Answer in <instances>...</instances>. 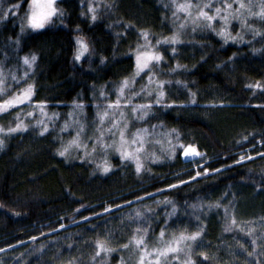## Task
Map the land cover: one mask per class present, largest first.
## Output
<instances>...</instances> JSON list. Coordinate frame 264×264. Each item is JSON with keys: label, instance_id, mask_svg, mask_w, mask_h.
Returning <instances> with one entry per match:
<instances>
[{"label": "trees", "instance_id": "16d2710c", "mask_svg": "<svg viewBox=\"0 0 264 264\" xmlns=\"http://www.w3.org/2000/svg\"><path fill=\"white\" fill-rule=\"evenodd\" d=\"M174 3L60 0L49 26L21 31L29 0H0V16L8 13L0 18V69L7 83L20 79L24 86L29 65L22 58L36 56L26 78L34 87L32 102L22 108L26 116L15 117L18 109L0 115V128H15L19 121L27 125L0 132V264H122L130 251L135 257L145 245L148 252L160 249L181 231L201 235L190 253L181 241L168 257L190 256L193 264H264L260 233L247 232L237 216L232 224L233 200H227L232 189L241 188L242 217L264 212V19L249 18L241 38L240 25L234 24L230 35L239 40L218 35L222 27L213 22L187 30L172 45L163 38L182 24ZM141 29L162 54L151 70L166 83L161 103L148 109L140 125L155 136L178 130L182 144L195 146L199 158L186 162L177 147L173 158L158 154L137 171L133 162L111 155L105 171L104 155L96 148L93 160L81 152L71 158L59 155L68 138L59 126L71 109L82 102L86 123L93 121L101 90L113 100L122 80L133 75L132 50L145 42ZM78 36L89 45L80 60L74 58ZM37 101H46L48 115L59 119L46 132L37 124ZM167 137L176 143L175 133ZM137 209L143 216L136 217ZM127 214L146 227L135 234L144 236L140 246L130 243L134 229L122 221ZM226 224H232L231 230H225ZM97 239L107 242L108 254L96 255ZM224 239L239 248L234 258L220 247Z\"/></svg>", "mask_w": 264, "mask_h": 264}, {"label": "rangeland", "instance_id": "374dc122", "mask_svg": "<svg viewBox=\"0 0 264 264\" xmlns=\"http://www.w3.org/2000/svg\"><path fill=\"white\" fill-rule=\"evenodd\" d=\"M59 1L60 0H55V7L56 8H57ZM196 1H197L196 4H193L192 0H175L174 5L180 4V3H191V5H193V7H191L189 9V12H191L192 15L194 16L195 12L197 11V9L195 7L197 4L202 6L204 3L209 2V0H196ZM227 3L232 4V9L229 11L234 16L243 17L244 23L242 25L240 18H232V19H230V21L226 27V31L230 33L233 30L232 26L234 24H239L240 26L236 29V32L238 31L237 36L240 34L239 35L240 38H241L242 33H246L243 30L247 27L249 18L252 19V17L254 16L257 18H263L264 19V15L259 14L261 12L260 6H261V4H264V0H243V3L247 6L245 8H240V0H227ZM217 6L221 7V9L223 10L225 8V4H224L223 0H211V7L208 9H205V10L210 11V13H211V12H214L215 7H217ZM236 9H239L238 13L235 11ZM249 11H251L254 14L249 15L248 14ZM29 12H30V9H29V4H28V12H27L26 17L24 19L23 29L24 30L25 29H31L33 31H37V30L42 29V28L33 29L27 24V15ZM189 12H185L182 9L178 10L176 8V16L182 17V24L181 25H183V27H180L178 29V31L176 32L179 35V40L176 43H172L171 40L167 41L166 43L172 44V45L178 44L179 42H181V37H183V33H185L187 30L194 29L195 27L205 23L203 18H201L200 22L197 23L194 27L191 20L188 19ZM58 13H59V11L51 17L50 21L45 24L44 28L49 26L53 22V20H54L53 18L56 17ZM221 14H224L223 11ZM213 22H218L222 28L225 27L223 22L219 19V17H217ZM235 40H239V37H237V39H235ZM143 43L144 44H142V46L145 45L144 41H143ZM148 43L155 49V44H152L150 40H148ZM154 63H155V61H153L151 63V65H150L151 69H152ZM30 69H31V66L28 67V71H27V69L25 71L28 73L27 76L24 75L25 72L23 73V78L25 80L24 86L19 85L20 79H16L12 84H8L7 83L8 77L4 76L3 85H0V88H2L3 91H0V95H6V97L3 98L2 100H7L12 96H16V95L20 94L21 92H23V90H25L27 88V86L29 84H31L33 86L32 82L26 83L28 80V76L30 74ZM147 71L148 70L145 69L143 72L140 73V75L135 76L134 82H132L129 85V87L125 88L124 96L121 98L122 101L124 98H127L129 95H131V93H137L136 95L131 96V103L126 105V104H123V102H122L120 106L114 107L113 109L109 110V117L106 118L105 123L103 125L104 128L109 127L108 120H110V119L118 120L121 127H123V124L125 122H127V128L125 129V134H126V139H127L128 143L125 146V150L134 152L135 156L138 157L139 162L142 165V167L140 169L143 168V165L147 166L148 165L147 162L151 161L152 158L156 159L157 158L156 155H158V154L160 156L166 157V158H173L174 157L173 152H171V153L169 152V143L171 142L170 138H168L165 134L162 136H155L153 134H149L148 132H147V134L142 133L141 135L143 136V140H141L139 137L133 136L136 129H142V127L140 125V121L142 119H140L139 117L141 115H143V110L137 109L135 112H133L132 107L136 104H147L148 98L154 96V99H155V97H156L157 85L154 82L149 86L148 89H145V91H141V88L144 85L148 84V77L147 76L145 77ZM134 72H135V70H134ZM26 78H27V80H26ZM154 78L156 79L155 75H154ZM141 79L144 80V83L139 85V87L137 88L135 83H136V81H140ZM129 80L130 81L133 80V75L131 77H129ZM119 86L115 89L116 96L113 100H115L117 95H118L117 89L119 88ZM142 95H145L144 98H147V97L148 98L142 102H135V100ZM33 97H34V87L32 89L31 101H32ZM100 98H101L100 99L101 101L96 102L93 105V108H94L93 111L95 112V117L92 119L93 121L86 123L83 107L77 108L75 106V107H73V109H71V111L69 113L71 115H69L64 121H62L60 126H59V131L66 133L68 136L67 140L64 141V145H67L68 141L71 140L76 135L77 125L80 123L83 124V129L81 131L80 140L84 145H86V147L91 146L90 149L89 148L87 149L88 155H84V157L88 156L92 160L95 159V150H93V146H94L93 137L95 135H97L96 126H97V124H99L97 112L98 111L102 112L106 109V97L100 96ZM29 103L30 102L25 101L22 104H17V105H13L11 107H8V108H6V110L0 111V115L7 113L8 111L18 109L17 113H15V117L22 118V116L23 117L26 116V113H27L26 112L25 115H23L24 110L22 108L24 105H28ZM98 105H99V108L97 107ZM43 110H44L45 114H42L40 107L37 106L35 113L38 114L39 121H43V123L47 124L48 130L51 128H54L51 124L52 123L56 124V122H54L53 120L56 119V121H58L59 119L56 116H54V117L49 116L48 113L46 112V108L43 107ZM147 111H148V109H147ZM121 112H123V116H121ZM143 119H144V116H143ZM65 121H69L70 126L67 129H64L62 131L61 129H62V126H63ZM38 125L42 126L41 124H38ZM90 126H91V129H89ZM113 131H116V130L113 129ZM134 138L136 139L135 145H133L131 143V141ZM103 139L109 145L113 144L114 139L117 143H119V133L117 132L115 137H113L111 135V133H107ZM141 145H142V147H141ZM95 148L104 155L103 156V163L105 162V160H107V162H109V157L112 155V156L120 157L124 161H129V162H133L134 164H136L135 159L122 158L120 151L116 150L115 146L109 147L108 149L105 150L102 148V146L99 143H95ZM136 149H139V151H136ZM76 152H81L82 154H85V151L83 148H81L77 145H73L68 149V152L66 153L65 156L68 158H71L75 155ZM181 155H182V159L186 162L195 161L200 156L199 154H194L191 157V159H188V158H186V156L184 154H181ZM230 199L233 200V205H232L233 216L234 217L237 216L238 221L243 225V228L246 229L247 232H253V231L259 232L261 235L259 240L264 242V212L258 211V212L253 213V215H251L247 218H245L246 215H243V217H242V213L240 212L241 211L240 209H241V207H243L244 199H243V193H242L241 188L232 189V191L228 195L227 200L231 201ZM122 221L124 224H128L129 225L128 227H130L131 229H134L131 237H133V235L136 234L137 232L144 231L146 228L145 225L142 224L140 221H135V219H131L130 214H127L122 219ZM137 229H139L140 231H137ZM183 229H186V226H183ZM198 229H199V227H198ZM171 239H173V238H171ZM182 242H183L182 245H184L183 249H185L188 253H190L191 250L194 248L195 243L197 242V238L195 240H183ZM222 242H223V244L220 247L223 248L222 250L227 254V257L229 254L230 255L232 254L231 258H234V255L237 256L236 250L239 252L238 247L231 246L230 244L232 242L229 243L227 240L225 241V239L222 240ZM235 242H238V241H235ZM162 243L163 244H161L162 246L160 249H163L164 247H166V244H167L166 241H164ZM178 246L181 247L180 245H178ZM205 247H206L205 242H203L199 249L202 251V250H204ZM228 251L230 253H228ZM135 253H136L135 257H132V251H130V256H129V254H128V257L124 256V258L122 260V264H139L141 253H140V255H138L136 251H135ZM170 253H173V252H169L165 255H160L158 262L156 260V257H153L151 259L149 257H145L144 264H184V262L186 260H188V258L190 257V256H187V257H180V256L168 257V255ZM105 254H108V252ZM151 255H158V253L153 252V254H151ZM176 257H178V258H176ZM225 259H226V256L223 258V261ZM191 261H192V259H191ZM96 264H104V263L102 260H99ZM224 264H228V263L224 262Z\"/></svg>", "mask_w": 264, "mask_h": 264}, {"label": "snow or ice", "instance_id": "6c2138e0", "mask_svg": "<svg viewBox=\"0 0 264 264\" xmlns=\"http://www.w3.org/2000/svg\"><path fill=\"white\" fill-rule=\"evenodd\" d=\"M224 4H225V8L222 10L221 7L217 6L214 9V12L210 11H206L205 9H208L211 7V0H209V2L204 3L202 6L197 4L195 7L197 9V11L195 12V15L193 16L191 12H189V9L191 7H193V5H191V3H180V4H176L175 7L180 10H184L185 12H189L188 15V19L191 20V22L193 23V26L195 27V25L197 23L200 22V19L203 18V20L205 21V26L206 27H212V22L219 17V19L223 22L224 26L223 28H221V30L218 32V35H221L223 37H225L226 39H237L236 36H232L230 35L229 32L226 31V27L230 21V19L232 18H240L241 19V23L243 25L244 21H243V17H238V16H234L229 10L232 9V4L227 3V0H223ZM15 7H19V5H16ZM89 12L91 13V18L93 20L96 19V11L95 8L93 7V5L89 4ZM247 7L244 3L243 0H240V8H245ZM261 12L259 14L264 15V4H261ZM29 9L30 12L27 15V24L33 28V29H40V28H44L45 24L48 23L51 19V17L56 14L59 10L55 7V0H29ZM223 11L224 14H221ZM237 13L239 12V9L235 10ZM7 12H4L2 14V16H0V18H3L4 16H7ZM249 15H252L254 13H252L251 11H249L248 13ZM173 15H175V13H173ZM127 27H133L132 25H127ZM180 27H183V25H181ZM23 26L21 27V31H23ZM145 40V45H140L139 43L136 45L135 49L132 50L133 52V56L135 58V72L133 74V80L130 81L128 77H125L119 88L117 89L118 95L116 97L115 100H111V99H107L106 97V93L101 90L100 92V96L102 97H106V109L104 111H98L97 112V117L99 119V124H97L96 126V133L97 135H95L93 137L94 140V146H93V150H95V143H99L103 149H108L109 147L115 146L116 150L120 151L121 153V157L122 158H129V159H135L136 160V167H137V171L140 170V168L142 167L141 163L139 162L138 157L135 156L134 152L132 151H127L125 150V146L128 143L127 139H126V134H125V129L127 128V122H125L123 124V127L120 126V123L118 120L116 119H110L108 120V124L109 127L104 128L103 125L105 123L106 118L109 117V110L113 109L114 107H118L121 105V103L123 102V104H130L131 103V96L132 95H136L137 93H131V95H129L127 98H124L122 101V97L124 96V90L126 87H129V85L134 82V77L140 75L141 72H143L145 69H147V77H148V84L144 85L141 88V91H145V89H148L149 86L154 82L157 85V92H156V97L155 100H149L147 104H136L132 107V111L135 112L137 109H141L143 110V115H141L139 118L143 119V116L147 115V109L151 108V106L153 104H160L162 98L165 95V92L163 91V86L166 83V81L164 80H158L154 78V75L152 73L151 70V63L153 61L159 63L162 60V54L157 52L149 43H148V36L149 33L146 30L141 29L140 33H139ZM164 41H169L171 40L172 43H176L179 40V35L178 33H174L171 37H164L163 38ZM76 42H77V49L74 53V58L76 60H80L81 57H83L85 55V53L89 52V45L88 43L84 40V38L82 37H76ZM160 40L158 39L156 41L157 44H160ZM173 52H175V48H173ZM24 63L26 65H29V67L31 66V63L33 61H35L36 56L35 54H32L31 58H29L28 56H25L22 58ZM103 60V58H102ZM177 67H180V65L178 64ZM25 76L28 75L27 72L24 73ZM3 80H4V72L2 69H0V85H3ZM257 87H259V85H256ZM32 89L33 86L31 84H29L27 86V88L25 90H23V92H21L20 94L16 95V96H12L7 100H0V111H4L6 110V108L11 107L13 105H17V104H22L25 101L28 102H32L31 101V97H32ZM0 91H3L2 88H0ZM195 94H193L194 97ZM37 105L40 107L42 114L44 113L43 110V106L46 103V101H37L36 102ZM75 103V102H74ZM172 103H175V101H173ZM77 108H82L83 104L78 103L76 104ZM99 108V105L97 106ZM29 115H31V113H28ZM55 115V114H54ZM71 115V114H69ZM121 116H123V112H121ZM38 124H41V131L42 132H46L48 130V126L47 124L43 123V121H37ZM70 126V122L69 121H65L63 126H62V131L64 129H67ZM27 125H25L23 123V121H19L15 128H8V129H3L0 128V132H14L17 131L18 129L21 128H26ZM155 127V126H153ZM83 129V124L80 123L77 125V131H76V135L68 141L67 145H64L62 147V149H58L59 155L61 156H65L66 153L68 152V149L73 146V145H77L81 148L84 149L85 151V155H88L87 152V147L86 145H84L81 140H80V135H81V131ZM113 129H115L116 131H113ZM119 133V143H117L115 141V139L113 140V144L109 145L108 143H106L104 141V136L107 133H111V135L113 137L116 136V133ZM148 130L147 128L144 129H136L135 133L133 134L134 137H139L141 140H143V136L141 135L143 134H147ZM175 133V139H176V143L172 144L171 142L169 143V152H174L175 149L177 147H179L182 151V154L184 155H188L189 153L192 154H198L197 149L195 148V146L189 144V145H183L182 142L180 141V137H179V133L178 130L176 129H170L168 132L165 133L166 136ZM4 143L3 139H0V145H2ZM131 143L133 145L136 144V139L134 138ZM142 147V145H141ZM136 151H139V149H136ZM83 158V157H82ZM246 157L241 156V159H245ZM110 167V165L108 164L107 160H105L103 168L105 171L108 170V168ZM205 171H207V169H205ZM200 173H197V175H199ZM179 183H183V181H179ZM169 187H173V185H169ZM216 206L220 207L221 205L219 204V202H216ZM111 207V205L109 206ZM193 208H197V207H203V205L200 204H195L192 205ZM172 210L173 212L176 211L175 208V204L172 205ZM148 211H151L150 209ZM227 208H225V212L227 213ZM135 214L136 217L139 218L141 216H143V213L137 209L135 210ZM167 215H171V213H167ZM167 222V221H165ZM232 224H235V217H232ZM232 224H226L225 226V230H231ZM137 231H140L139 229H137ZM145 232L147 231L146 229L144 230ZM201 235L200 231H195V232H191V233H186L184 231H181L179 236H174L173 239L171 241H168L166 244V247H164L163 249H152L151 252H155L158 253V255L156 256V260L157 262L159 261L160 255H165L169 252H175L176 251V247L180 244L181 241L183 240H195L197 237H199ZM160 237L163 238L164 237V229L161 228L160 231ZM134 242L136 246H140L141 244H143L144 242V236L140 235H133L132 239L130 240V243ZM95 246H96V255H99V253L101 251L104 252H109L111 251V249L107 246V242L103 239H97L95 241ZM124 247H127V245H124ZM146 245L144 248L140 249L141 255H140V260H139V264H144L145 261V257L146 256H151V252L146 251ZM178 258V257H176ZM184 264H193V262L191 261V258L189 257L188 260H186L184 262Z\"/></svg>", "mask_w": 264, "mask_h": 264}, {"label": "bare ground", "instance_id": "6f19581e", "mask_svg": "<svg viewBox=\"0 0 264 264\" xmlns=\"http://www.w3.org/2000/svg\"><path fill=\"white\" fill-rule=\"evenodd\" d=\"M194 154H192V153H189L187 156H186V158H188V159H191V157L193 156Z\"/></svg>", "mask_w": 264, "mask_h": 264}]
</instances>
